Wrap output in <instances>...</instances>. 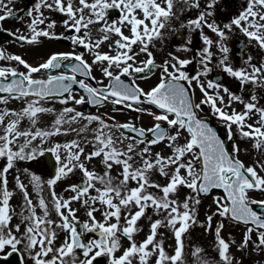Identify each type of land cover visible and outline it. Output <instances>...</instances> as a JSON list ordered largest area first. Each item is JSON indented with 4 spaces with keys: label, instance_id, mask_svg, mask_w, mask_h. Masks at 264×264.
Instances as JSON below:
<instances>
[{
    "label": "snow or ice",
    "instance_id": "obj_1",
    "mask_svg": "<svg viewBox=\"0 0 264 264\" xmlns=\"http://www.w3.org/2000/svg\"><path fill=\"white\" fill-rule=\"evenodd\" d=\"M219 6L220 0H34L22 10L29 19L21 31L3 28L6 18L23 16L17 17L21 10L14 11L12 0H0V30L16 43L63 37L73 49L53 51L34 65L0 46V256L16 254L19 264H100V257L107 264H233L235 241L224 238V219L213 227L217 215L244 225L240 249L250 242L257 251L264 248V196L251 195L264 193V55L253 54L264 53V0H243L218 21ZM189 10L196 14L181 19ZM169 29H187V35L158 62ZM197 30L203 46L193 56L178 55L193 51ZM236 32L245 37L238 66L229 46ZM193 61L198 67L190 74L186 66ZM217 68L238 82L239 91L210 76ZM156 72L147 88L138 82ZM84 104L97 111H82ZM108 104L111 111L100 113ZM125 108L150 115L152 123L117 121L111 112ZM45 115L52 119L41 126ZM239 141H251L257 158L246 164L240 153L249 150ZM45 154L54 157L47 178L21 167ZM76 172L79 182L58 192V182ZM209 193L212 203L201 220L199 206ZM16 194L19 211L12 203ZM142 218L148 231L138 239ZM197 224L214 233L216 256L192 245L189 259L185 238ZM164 228L173 234L172 252Z\"/></svg>",
    "mask_w": 264,
    "mask_h": 264
},
{
    "label": "flooded vegetation",
    "instance_id": "obj_2",
    "mask_svg": "<svg viewBox=\"0 0 264 264\" xmlns=\"http://www.w3.org/2000/svg\"><path fill=\"white\" fill-rule=\"evenodd\" d=\"M202 2H203V0H202ZM33 3H34V0H12V4L14 5V11L15 10H21V11L17 12V17L23 16V20L18 19L16 17L6 18L2 22L3 28L4 29H12V30L20 29L21 31H23L26 28L25 21H27L29 19V17L24 15V12L22 10L30 8ZM242 3H243V0H220V6L218 7L217 15L214 18L219 21L221 19L229 17L230 15L234 14L237 11V9L240 8ZM113 12L117 13V14L116 15L110 14V15L111 16L113 15L112 17L115 18L118 15V10L114 9ZM185 14L187 15V17H183V18H191L196 13L194 11L189 10V11H186ZM53 18H56L57 20H59L60 16H59V14L54 13ZM56 31H58V32L62 31V28L60 27L59 24L56 27ZM207 33L209 35L214 36V34L211 32H207ZM94 35H95V33H94ZM185 37H186V35H184V32H183V34L180 35V42H179V37L176 35V33L170 32V36L166 40L164 51L163 52H159V51L156 52L157 61L159 62L161 59L166 57V53L168 51H175L176 50L175 45L178 43H183L185 40ZM244 39H245V37L242 34H240L239 32H236L231 37V39L229 40V46L232 48V54H231L232 61L237 66L241 62L240 56L237 55V53L240 51L241 47H243L240 44V41L244 40ZM14 40H15V38H14ZM0 46H3L7 52L22 54L26 59L29 60V62L33 63L34 65L36 63L42 62L53 51L73 50L72 46H71V42L69 40H67L66 38H63V37L62 38H51V39L42 38L41 43H39L38 45L37 44H27L25 42L16 43L15 41H13V38H11L10 33L7 31H4V30H0ZM202 46H203V42L201 40V37L199 36V32H194L193 33V39H192L193 51H188V53L195 55L196 54L195 49H198ZM103 49L108 50L106 44L103 46ZM80 50H83V48L81 47ZM250 50H252L251 45L244 48L243 54L245 57L248 55ZM177 54H178V52H177ZM253 54H254V57L256 59H259L261 55H264V53H260L259 51H253ZM141 58H143V54H141ZM0 63H4V61H0ZM197 67H198V65L195 61H193L191 64H189L190 74H194V72L197 70ZM94 73L98 76L100 74L99 69L96 68L95 66H94ZM158 75H159V73L156 72L155 76L147 78L146 80H143V81H138V82L141 83L142 86L147 88L150 84H152L155 81V79H156V77H158ZM210 76L212 78L219 80L223 84L227 85L232 90L239 91L238 82L234 78H232L231 76H229L228 74H226L225 72L220 70L219 68H217L213 73H211ZM93 83H95V82H93ZM250 87H251V85L245 86V90H244L245 96L249 95ZM257 94L260 95V92L258 91ZM200 96H201V93H200L199 89L197 88V90H196L197 99H199ZM261 103H264V100H262ZM57 105H59V104H57ZM87 106H89V104H86V105L84 104V105L78 106V107H80V109L82 111H84ZM107 106L112 108L111 104H108ZM121 107H123V106H117V108H121ZM145 107H147V105H145ZM204 107L207 110V106H204ZM237 107L242 108L243 105L238 104ZM96 109L97 108L90 106L89 109H86V110L88 112H95ZM123 112L125 113V115L128 116V119L130 117L137 118L135 120V123H137L138 125L143 124L144 126H149L152 123L151 120L150 121L148 120V117L150 116L148 114H141V113L136 112L135 110H128L126 108ZM203 114L204 113H202V115ZM253 119L255 120V117H253ZM211 122L214 125H219L216 123L215 118H213ZM219 126H221V128H222L223 135H225L224 126L223 125H219ZM69 138H71V137H69ZM239 143H240L242 150L244 148H247L249 150L247 153H245L244 151H241V153H240L241 159H243L246 164L249 163L251 159L257 158V152L252 150L251 141H247V142L239 141ZM259 158L264 159V157H259ZM1 163H2V161H0V164ZM41 166L42 165L39 164L37 167L40 171H42ZM21 167L23 168V164H21ZM10 177H11V175H10ZM251 195L254 197H262V196H264V193H261L259 191H254L251 193ZM244 231H245V229L243 226L233 224V225H231V228L226 232V239L229 241H232V240L235 241L234 243L230 244V251L233 254V256L235 257L233 264H257V262H259V264H264V248H262V250H260V251H257L252 242L249 243V246L246 249H240L238 247L239 243L243 239ZM166 236H167V238L171 237L172 232L168 231L166 233ZM252 237H253V241H254L256 239L255 231L253 232ZM212 245H213V243H210L207 245L206 252L211 256H216L215 249L213 248ZM171 250L173 251V245L171 247ZM0 258L5 261L4 264H19L18 256L16 254H13L10 257L0 256ZM29 264H31L30 261H29Z\"/></svg>",
    "mask_w": 264,
    "mask_h": 264
},
{
    "label": "rangeland",
    "instance_id": "obj_3",
    "mask_svg": "<svg viewBox=\"0 0 264 264\" xmlns=\"http://www.w3.org/2000/svg\"><path fill=\"white\" fill-rule=\"evenodd\" d=\"M187 56L190 57V54H187ZM191 56H193V54H191ZM51 119H52V117H51ZM51 119H48V118H47V115H45V116L42 118L41 126H44V125H46L47 123H49V121H50ZM89 167H93V165L90 164ZM187 191H188L187 189H184V192H187ZM212 199H213V198H212ZM209 204H210V203H209V202H206V200H204V199L201 201V204H200V206H199V208H200V211H199V218H200L201 220L205 219V217H206V210H208V205H209ZM73 207H79V208H80V211H79L77 214H79L82 210H84L82 206H80V205H78V204H75V203L73 204ZM212 210H214V208H213ZM96 215H97V217H100V213H99V212H97ZM217 216H218V215H217ZM217 216L214 217V220H215V221H216ZM153 218H156V217L153 216ZM142 219H143L142 224L144 225V230H145V229L148 230L147 228H148V225H149V221H147V220L144 219V218H142ZM214 220H213V224H215V221H214ZM147 224H148V225H147ZM193 228H194V230H198V231H200V232H203V233L207 234V231L205 230V228H204V227H200L198 224H197V225H194ZM144 230H143V231H144ZM190 233H191V230L189 231L188 234H186L185 242H188V241H189V239H190V237H189ZM144 234H145V233L141 232V233L138 235V239H139V238H143ZM201 235H202V234H201ZM60 237L63 238V235H60ZM201 237H202V238H193V240L196 242L197 245H199L201 242H203V237H205V236L202 235ZM207 239H208V238H207ZM186 252L189 254V252H188V248H187V247H186ZM189 259H190V255H189Z\"/></svg>",
    "mask_w": 264,
    "mask_h": 264
},
{
    "label": "water",
    "instance_id": "obj_4",
    "mask_svg": "<svg viewBox=\"0 0 264 264\" xmlns=\"http://www.w3.org/2000/svg\"><path fill=\"white\" fill-rule=\"evenodd\" d=\"M216 190H218V191H222V190H219V189H216ZM211 193H209V194H207V195H210Z\"/></svg>",
    "mask_w": 264,
    "mask_h": 264
}]
</instances>
